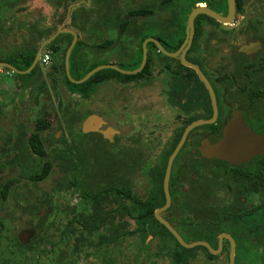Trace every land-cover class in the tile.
I'll return each mask as SVG.
<instances>
[{"label": "flooded vegetation", "instance_id": "af4514ba", "mask_svg": "<svg viewBox=\"0 0 264 264\" xmlns=\"http://www.w3.org/2000/svg\"><path fill=\"white\" fill-rule=\"evenodd\" d=\"M26 5H46L48 12L31 14ZM100 5H135L136 12L125 18L130 30L118 29L119 67L136 70L147 40L143 68L127 74L132 75L129 79L114 78L111 119L104 108L103 89L102 124L83 137L89 143L99 135L100 142L113 152V214L123 232L147 234L140 242L146 258L165 257L166 264H185L180 248L153 217L161 223L155 210L166 202L164 177L185 130L196 121L214 117L210 123L191 128L174 155L168 178L170 203L159 216L184 242L208 244L187 248L194 249L187 264H264V152L231 163L210 155L203 145L220 139L234 116L264 135V0H0V39L18 41L0 49L10 52L24 42L33 45L45 40L59 25L70 29L64 26L73 18L76 22L103 21ZM153 5H166L163 11L169 17L149 22ZM229 5H233L231 13ZM196 7L218 18L204 12L195 16L184 58L199 68L214 98L200 74L182 63L181 53L165 55L150 40H157L165 50L180 41L179 48L186 38L188 15ZM184 9L188 10L185 19L180 13ZM75 32L77 38L86 37ZM133 42H139L138 47ZM101 182L110 185L107 179ZM154 233H162L163 239ZM156 250L166 252L153 253Z\"/></svg>", "mask_w": 264, "mask_h": 264}, {"label": "rangeland", "instance_id": "374dc122", "mask_svg": "<svg viewBox=\"0 0 264 264\" xmlns=\"http://www.w3.org/2000/svg\"><path fill=\"white\" fill-rule=\"evenodd\" d=\"M34 6L25 8L31 9V14L48 12L46 5ZM134 7L118 5L115 14L125 19L128 12H136ZM165 8L166 5H153L149 22L169 17L170 13L163 11ZM187 11H180L183 19ZM171 27L176 31V26ZM117 33L115 28L107 33L112 43L99 56L104 63L116 64L122 60ZM16 42L5 37L0 39V46L10 47ZM138 45L139 42H133L134 47ZM7 52L0 49V55ZM48 71L50 67L38 64L35 74L28 79L19 78L12 70L0 66V191H5L0 195V264H166L165 257L148 259L145 253L140 254L138 235L123 232L122 224L113 214V188L99 178L84 176L89 162L84 139L80 134L70 135L61 126V109L70 104L85 114L80 125L87 117L94 116L91 127L99 130L103 121L100 115L103 89L106 91L104 108L111 119L115 79L99 83L95 93L84 99L70 92L61 80L49 78ZM40 88L48 93L41 95ZM39 119L47 122L41 131L44 154L28 153L38 171L48 166V174L42 179H33L32 171L16 162L22 154L13 144L19 126H24L28 138L38 130Z\"/></svg>", "mask_w": 264, "mask_h": 264}, {"label": "trees", "instance_id": "16d2710c", "mask_svg": "<svg viewBox=\"0 0 264 264\" xmlns=\"http://www.w3.org/2000/svg\"><path fill=\"white\" fill-rule=\"evenodd\" d=\"M99 8L103 11L104 20L99 21L98 19H91L89 21L84 20L83 22H76L77 20L73 18L70 24H66L64 28H70L72 30L78 31L79 33L86 34V37H82V35H78L77 41L73 46L70 58H69V69L70 75L73 79H81L85 76V74L90 71L92 68L97 65L103 64L104 62L99 60V56L102 54L100 51H106L109 49V45L112 43L111 39H108L107 33L110 29H121V30H130V21L128 19H122L119 15L115 14L118 10V5H100ZM144 12V10H142ZM101 16V13H99ZM128 16L132 17V13L128 12ZM54 27L53 30H55ZM72 40V35L70 33H61L56 36L50 43L46 44L44 47L48 52L51 53L52 56V64L50 66V71H48L49 78H55V81L61 80V82L66 86V88L72 93H78L82 98L88 99L93 93L96 91L97 85L105 80L114 79L116 76H122L126 79L132 77V75L121 74L120 72L114 69H101L94 74H92L87 80L82 83H74L72 82L65 73V52ZM43 40L39 42H34L33 45L28 42H24V46L19 47L18 49H14L8 53H2L0 55V62H5L12 65L18 71L27 70L32 64L39 44ZM39 43V44H38ZM153 47L155 45L150 43ZM179 42H172V45L166 47L168 51H175ZM117 65V64H116ZM137 65V64H136ZM124 68H128L126 66H121ZM79 68V70H77ZM9 70V68H6ZM37 70V65H35L28 73H18L14 72L15 75L19 78H30L35 74ZM29 82V81H28ZM41 91V95L47 94L48 91L46 89H38ZM85 114H82L75 110L70 104H67L61 109V118L63 125L70 135H81L82 137H86L81 130V121L84 118ZM40 125H38V130L35 129L31 133V135L27 138L25 135V128L23 125L18 127V130L14 136V148L22 154L21 160H17L18 164H24L27 166L31 172L30 177L33 179H42L46 177L48 174V166L43 168V170L38 171L37 166L33 163L30 152H36L39 156L44 154V150L42 148V136L41 131H43L47 127V122L38 120ZM98 135V134H95ZM99 136V135H98ZM94 137L91 142H85V145L88 147L89 152V162L85 166L84 176L99 178V179H107L109 180L108 186L112 187L113 179L115 178V160L113 152L110 149H107L103 143L100 142L99 138ZM6 137V136H5ZM5 140V139H4ZM42 157L39 159L41 160ZM160 179V189L162 192ZM5 191H0V195ZM158 205V204H156ZM154 223L158 226H161L168 236H170L176 245L180 248L178 250L181 253V257L184 258L185 264H187V258L194 251V249H187L182 247L169 233L161 223H159L153 217ZM163 239L162 233H154ZM147 234H138L140 238L141 244H143ZM140 254L145 253L144 248H141ZM176 250L175 253L178 252ZM179 253V254H180ZM175 255V254H174ZM177 255V254H176ZM180 256V255H179ZM139 258V255L136 259ZM111 263L110 258L108 259Z\"/></svg>", "mask_w": 264, "mask_h": 264}, {"label": "water", "instance_id": "95a60500", "mask_svg": "<svg viewBox=\"0 0 264 264\" xmlns=\"http://www.w3.org/2000/svg\"><path fill=\"white\" fill-rule=\"evenodd\" d=\"M230 2H232V0H229ZM230 6V13L232 12L233 9V5H229ZM200 12H204L207 13L213 17H217L215 15L214 12L210 11V10H206L204 8H193L187 18V25H186V38L183 41V43L181 44V46L175 51V52H168L166 51L161 44L155 40V39H150L152 40L157 47L159 48V50L164 53L165 55L174 57L177 56L179 53H181L180 57H181V61L183 64H185L186 66H189L193 69H195L199 74L200 77L202 79V81L206 84V86L208 87V89L211 91L212 90L209 86V83L207 81V79L204 77V75L202 74V72L199 70V68L187 61L184 58V52L186 51V49L189 47L190 43H191V39H192V34H193V20L195 18V16L200 13ZM218 18V17H217ZM58 33H70L72 35V40L65 52V61H64V65H65V73L66 76L74 83H82L85 80H87L92 74H94L95 72L101 70V69H114L120 73H124V74H130V73H134L136 71H139L141 68H143V66L146 63V41H144L143 43V57L141 60V63L139 65V67L134 70V71H130V70H125L121 67H119L118 65L114 64V63H103L100 65H97L96 67L92 68L90 71H88L84 77H82L81 79H73L70 75V69H69V58H70V53L71 50L73 48V46L75 45L76 41H77V34L75 31L71 30V29H62L61 27H58L57 32L51 36H49L48 38H46L45 40L42 41V43L39 45L35 58L32 62V64L30 65V67L25 70V71H18L16 70L12 65L5 63V62H0V66L2 67H6L11 69L13 72H18V73H28L38 62L41 50L44 48V46L48 43H50ZM212 97H213V93H212ZM214 98V97H213ZM214 108H215V104H214ZM94 116H89L87 117V119L85 120V122L83 123V125H81V130L83 132H88V131H96L93 127H91V122L93 120ZM214 119V117L210 120H206V121H196L192 124H190L187 129L185 130L178 146L176 147V149L174 150V152L172 153V155L170 156L169 159V164H168V168L166 170V174L164 177V182H163V187H164V192L166 195V202L164 203L163 206L157 208L155 210V216L156 218L169 230V232L175 237V239L184 247L186 248H192L196 245L199 244H203L208 246L207 243L203 242V241H195V242H191V243H186L184 242V240L182 239V237L180 236V234L163 218H161L159 216V212L166 209L169 206L170 203V198H169V192H168V178H169V170H170V164L171 161L174 157V155L176 154V152L178 151V149L180 148V146L182 145L187 132L193 128L195 125L198 124H202V123H210L212 122ZM205 146V148H207L206 150L210 152V155L215 156L219 159L231 162V163H237V162H241V161H245L250 159L251 157L263 153L264 152V135H260L257 133H254L252 131V129L247 126L246 124L243 123V121L241 120V118L238 116H234L224 127L223 129V136L218 139L215 143L213 144H203ZM23 241V238L21 239ZM209 247V246H208ZM212 251V250H211Z\"/></svg>", "mask_w": 264, "mask_h": 264}, {"label": "built area", "instance_id": "2783aa9c", "mask_svg": "<svg viewBox=\"0 0 264 264\" xmlns=\"http://www.w3.org/2000/svg\"><path fill=\"white\" fill-rule=\"evenodd\" d=\"M38 62L41 66H44V67H50L51 64H52V56H51V53L44 50V51H41L40 53V56H39V59H38Z\"/></svg>", "mask_w": 264, "mask_h": 264}, {"label": "crops", "instance_id": "0c3cea01", "mask_svg": "<svg viewBox=\"0 0 264 264\" xmlns=\"http://www.w3.org/2000/svg\"><path fill=\"white\" fill-rule=\"evenodd\" d=\"M58 27H61V25H59ZM41 43H42V42H41ZM41 43H40V44H41ZM40 44H39V45H40ZM41 51H44V50L42 49ZM10 70H11V69H10ZM77 70H79V68H78ZM74 95L78 96L77 93H75Z\"/></svg>", "mask_w": 264, "mask_h": 264}]
</instances>
